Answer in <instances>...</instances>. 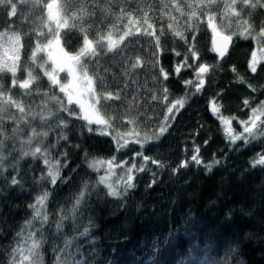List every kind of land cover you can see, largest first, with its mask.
Wrapping results in <instances>:
<instances>
[{
    "label": "trees",
    "instance_id": "16d2710c",
    "mask_svg": "<svg viewBox=\"0 0 264 264\" xmlns=\"http://www.w3.org/2000/svg\"><path fill=\"white\" fill-rule=\"evenodd\" d=\"M45 1L33 6L15 0L14 16L8 15L9 7L0 6V30L16 31L24 46L16 72L17 86L12 87L10 72L0 74V84L6 95L37 112L46 100L43 93L64 96L58 87H50L43 70L36 66L43 63L45 54L37 53L35 64L30 59L37 42L42 46L51 38L41 25L47 14ZM180 2L184 15L172 6L171 0H60L66 16L81 15L82 8L94 13L83 16V24L69 19V27L60 30L61 43L69 52L82 46L85 32L81 27L94 42L98 34L106 35L113 25L114 36L122 34L129 17L124 16L117 24L121 9L139 21L129 27L133 31L139 27L141 32L128 37L121 52L101 51L98 61L89 65L90 74L98 72L105 81L104 88L97 81V91L119 95V99L101 100L103 114L111 118L109 132L118 130L125 135L135 131L139 136L128 137L127 146L118 149L112 134L89 132L84 121L67 112L57 113L43 126L51 130L41 145L49 149L53 163L59 161L61 178L54 186L47 179L41 180L47 175L43 158L21 159L19 143L13 151V141H7L6 170L0 177V264H8L11 249L19 242L17 233L31 219L29 205L44 191L49 192V223L45 225L46 242L41 248L43 264H55L57 253L52 249L63 248L65 239L73 241L61 254L70 264L73 260L84 264H264V165L253 166L264 155V136L248 143L243 139L232 143L222 122V118L228 119L233 134L242 133L241 121H248L252 108L264 102V60L258 62L253 73L249 64L252 53L259 51L257 40L232 35L238 31V18L228 16L222 23L224 3L220 0L209 8L197 9L199 20L193 21L188 20L192 9L183 0ZM192 2L195 8L196 0ZM241 9L242 19L249 20L258 32L264 22V7L253 10L238 3L237 10ZM206 12L215 14L218 32L232 35L234 40L224 60H219L213 51L214 33L208 27ZM145 17L160 37L159 46L155 37L142 34L147 28ZM73 23L77 24L74 28ZM40 32L45 35H38ZM176 32H181L184 39ZM137 57L142 66L132 69ZM201 64L208 66V72L201 74L204 83L197 92ZM26 69L38 78L29 90L18 86L28 78ZM165 89L167 100L163 99ZM177 100H183L184 106L168 114L167 107ZM214 105L218 112H213ZM70 107L79 111L75 105ZM48 108L56 113L53 104ZM8 114H17V110L12 107ZM165 115L174 118L169 119L167 130L157 138ZM60 120L68 125L63 130L66 140H58ZM14 126L6 115L4 128L9 136ZM32 126L41 129L38 117ZM22 127L26 138L30 129ZM146 136L152 139L145 142ZM137 139L143 147L135 142ZM37 143L34 141V146ZM193 155H198L202 163L192 161ZM94 160L103 162L99 170L88 166ZM152 160L159 163L153 164ZM108 161H112L110 166ZM185 162L187 166L181 167ZM133 164V187L125 192L123 183ZM12 165H17L18 175ZM206 165H212L210 171ZM141 166L144 170L138 171ZM13 176L23 187L11 184ZM101 176L119 187L122 195H108L106 186L98 183ZM82 191L84 200L73 219L71 210ZM61 215L66 218L57 233L55 222ZM85 228L89 235L82 237L80 233Z\"/></svg>",
    "mask_w": 264,
    "mask_h": 264
},
{
    "label": "snow or ice",
    "instance_id": "6c2138e0",
    "mask_svg": "<svg viewBox=\"0 0 264 264\" xmlns=\"http://www.w3.org/2000/svg\"><path fill=\"white\" fill-rule=\"evenodd\" d=\"M23 3L32 4L33 6H39L42 3V0H22ZM93 2H97L98 0H93ZM172 6L179 12L181 15H184L183 7L181 5L180 0H171ZM220 2L224 3V13H222V23L225 18L228 16H235L238 18V31L233 32L232 35H240L244 38H248V36H252L254 40H257L259 51H254L252 53V59L250 61L249 67L253 73L257 70V64L259 61L264 60V22L261 23L260 29L258 32L252 28L249 20L242 19L241 10H237V4H241L244 7H248L250 9H256L257 7H264V3H261V0H220ZM183 3L192 11L188 14V20L193 21L194 18L199 20L197 9L209 8L211 5L217 3V0H196V7H193L192 0H183ZM0 6H7L10 8L9 16L16 15L17 12V3L15 0H0ZM44 8L47 9V22L44 23V27L48 30V35L51 37L47 39V42L42 46L39 41L36 44V47L32 51L31 61L35 64L37 59V53H44L46 58L43 59V63L36 65L37 67L43 70V76L47 77L49 81L50 87L56 88L58 87L59 93H63V98L59 97L57 94H53L51 96L48 95L47 92L43 93L46 97V100L43 102V107L39 112L34 111L31 106L25 107V105L18 100L13 99V97L9 94L6 95L4 91V87L0 84V177L3 176L6 168L5 161L7 156L5 155V147L6 142L11 140L13 141V151H16L15 148L16 142L19 143V154L20 158L31 156L33 158H43L44 164L47 166V175L42 176L41 180H49V182L54 186L58 179H60V165L59 161L56 162L51 161L50 152L48 148H42L41 145L44 143V139L49 135L48 130H44V125L48 124V121L59 112H67L70 116H75L77 119H80L85 122V126L87 127L89 132L98 131L99 134L109 135L112 134L113 139L117 141V148L126 147L129 143L128 137L133 135L139 136L138 132L131 131L125 135H121L118 130H113V133L109 132V129L112 128L111 118H106L103 114V109L100 107L101 100L107 101L109 99H119V95H113L110 92H98L97 91V81L101 88H104L105 81L102 76L99 75L98 72H92L90 74L89 65H92L94 61H98L101 51L105 53H119L123 49L121 45L124 41L130 37L135 35L136 33L141 32V28L136 27L135 31H133L132 27L129 25L138 24L139 21L133 19L130 13H125L123 9H121V15L117 18L116 23L118 24L120 19L124 16H128V24L125 25V30L122 31V34L118 36H114L113 28L115 25L109 28L106 35L98 34V38L94 42L92 39L88 38V35L83 27H81V31L85 32L83 37L82 46L76 52L66 51L65 47L61 43V33L60 30L62 28L69 27V19L73 21L79 20L81 24H83V16L94 15V13H88L86 8H82L80 10L81 15L77 13H72L71 16H66L63 12V5H61L60 0H49L46 4L43 5ZM110 11V9L108 10ZM208 18V27L212 28L213 33L219 37V43L217 44V40H213V51L218 52L221 57L224 56L228 44L232 40V35H224L218 32L217 26L214 23L215 14L205 13ZM144 23L147 24V28L143 29L144 35L155 37L157 41V46H159L160 37L156 36L155 31H153V25L148 23L147 17L144 19ZM54 25V27H52ZM77 24L73 23L71 27H76ZM171 27V25L169 26ZM192 27V24L189 25ZM40 36H44L45 33H38ZM161 35L163 32L161 31ZM176 36H179L181 39H184V36L181 32H176ZM6 38V39H5ZM195 37H193L194 39ZM21 36L12 32L11 34L8 31L0 32V74L5 72H10L12 74V87L17 86V78L16 72L20 67V48L22 47ZM191 50V49H190ZM178 54V53H177ZM192 55L195 56V51H192ZM50 66V67H49ZM141 61L139 57H137L136 61L131 65L132 69L137 67H141ZM27 77L26 79L19 82V88L29 90L32 84L38 79L33 75L32 70L26 69ZM179 71V68H177ZM208 72V66L201 64L197 70V78L199 79V85L196 87V91L199 92L201 86L204 81L201 77V74ZM61 73H66L65 77H61ZM165 79L167 78V74H164ZM186 83H191L186 82ZM9 93L11 89L8 90ZM165 95L163 97L164 100H167V90L165 89ZM30 94V93H26ZM155 99V97H153ZM53 104L56 108V113L52 111L51 108H48V104ZM244 104L249 106V101L245 100ZM75 105L78 108V112L70 107ZM184 106L183 100L175 101L171 106L167 107V113L173 114V110L177 111L179 108ZM14 107L17 110V114H8L9 110ZM45 109L47 110L45 112ZM218 108L214 105L213 112H218ZM252 114L249 117L248 121H241L243 127V132L239 134H233V130L230 126V121L228 119L222 118V122L225 124V134L227 138L235 143L237 140L243 139L245 143L250 142V140L257 139L259 136H264V102H261L256 108H252ZM12 120L15 126L11 129V135L9 136L4 128L5 117ZM37 117L41 121V129L38 131L36 127L32 126V122H34ZM31 118V119H29ZM170 118H174L170 115H165L164 121L161 122L159 126V131L157 134V138L159 135H163V133L167 130L168 121ZM129 123H133V121H129ZM26 126L30 129V132L26 135L24 133V127ZM92 125L99 126L97 129H93ZM67 123L64 120H60L57 127L61 129L58 140H66L67 135L64 133V128H67ZM152 139L150 136L145 137V142L147 140ZM34 141L38 143L34 146ZM141 144L143 147V143L138 139L135 141ZM55 147V145H52ZM198 152V149H197ZM11 154V153H9ZM137 155H142L141 153H137ZM145 161H147L148 157H143ZM192 161H194L197 165L201 164L202 161L199 159L198 155H193L191 157ZM112 161H108L109 166ZM153 164H158L159 162L156 160H152ZM18 164V161H17ZM103 162L101 161H91L89 162V167L94 170H99L102 166ZM264 165V155L259 156L255 161L254 165ZM66 166V165H65ZM163 167V165H160ZM187 163H182L181 167H186ZM13 169L17 171V165H12ZM208 170L210 171L212 165H206ZM136 168V165L133 164L131 167L127 169L126 180L123 183V191H127L128 188L133 187L132 181L134 176L131 174L133 169ZM138 171H143L144 168L141 166L137 169ZM110 171V168H109ZM173 171H176L175 169ZM155 182V181H153ZM98 183L104 184L108 189V195L113 197H120L122 195V191L119 187L114 186L106 176L99 177ZM12 185H19L23 187L22 183L13 176L11 179ZM85 189H87V184H85ZM84 191L80 193V195L76 198L75 204L73 206L72 218H75L76 212L79 210V206L84 200ZM49 198V192L44 191L40 195L35 198V202L29 207L32 209L31 219L27 220L21 229L20 232L17 233V237H19V242L15 247L11 249L10 259L8 264H43V254L41 253V248L43 247L45 240L44 229L45 225L49 223V215L47 212V201ZM66 217L61 215L59 220L55 222L56 232H61L63 228V221ZM39 224V227H36V224ZM89 235V229L85 228L83 232L80 233V236L86 237ZM75 239V238H74ZM72 240L65 239L63 248L53 247L52 251L57 253L55 258V264H70L67 256H62L61 254L66 253L67 250L72 245ZM71 255V253H68ZM71 264H84V261L73 260Z\"/></svg>",
    "mask_w": 264,
    "mask_h": 264
},
{
    "label": "water",
    "instance_id": "95a60500",
    "mask_svg": "<svg viewBox=\"0 0 264 264\" xmlns=\"http://www.w3.org/2000/svg\"><path fill=\"white\" fill-rule=\"evenodd\" d=\"M45 10L47 12L46 8H45ZM222 34H224V33H222ZM224 35H226V34H224ZM214 39L217 40V44H218L219 43V37L214 34L213 38H212V45H213V40ZM233 46H234V40L232 39L231 42L228 44L227 50H226V52H225L223 57H221L218 52H215V51L214 52H215V54H216V56L218 57L219 60H224V59L228 58V56L230 55V53H231V51L233 49ZM62 74H64V73H61L60 75H62Z\"/></svg>",
    "mask_w": 264,
    "mask_h": 264
},
{
    "label": "rangeland",
    "instance_id": "374dc122",
    "mask_svg": "<svg viewBox=\"0 0 264 264\" xmlns=\"http://www.w3.org/2000/svg\"><path fill=\"white\" fill-rule=\"evenodd\" d=\"M47 2H49V0H46L45 1V4L47 3ZM43 20V22L41 23V25L43 26L44 25V23L45 22H47V14H45V17L42 19ZM54 25H52V27H53ZM44 27V26H43ZM4 31H7V30H0V32H4ZM10 34L12 33V32H15L16 34H18L16 31H8ZM19 35V34H18ZM6 39V38H5ZM20 43H21V45H22V47L20 48V59H21V57H22V52H23V48H24V46H23V44H22V38H21V41H20Z\"/></svg>",
    "mask_w": 264,
    "mask_h": 264
}]
</instances>
